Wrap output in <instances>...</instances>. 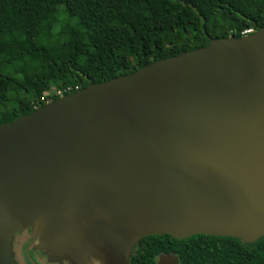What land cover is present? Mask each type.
I'll use <instances>...</instances> for the list:
<instances>
[{"label":"water","instance_id":"95a60500","mask_svg":"<svg viewBox=\"0 0 264 264\" xmlns=\"http://www.w3.org/2000/svg\"><path fill=\"white\" fill-rule=\"evenodd\" d=\"M31 226L73 263L98 245L127 264L150 234L263 236L264 27L1 123L0 264H18L12 234Z\"/></svg>","mask_w":264,"mask_h":264},{"label":"trees","instance_id":"16d2710c","mask_svg":"<svg viewBox=\"0 0 264 264\" xmlns=\"http://www.w3.org/2000/svg\"><path fill=\"white\" fill-rule=\"evenodd\" d=\"M262 27L264 0H0V124L89 83ZM166 255L176 264H264V235L150 234L127 264Z\"/></svg>","mask_w":264,"mask_h":264},{"label":"flooded vegetation","instance_id":"af4514ba","mask_svg":"<svg viewBox=\"0 0 264 264\" xmlns=\"http://www.w3.org/2000/svg\"><path fill=\"white\" fill-rule=\"evenodd\" d=\"M38 241L40 235L34 236V231L30 228H24L16 231L12 234V250L14 252L15 260L18 264H73L69 260H52L50 257L41 249L34 248L32 241ZM30 250L34 251V256L28 258L27 253ZM80 264L92 263L93 258L90 261L82 258Z\"/></svg>","mask_w":264,"mask_h":264},{"label":"rangeland","instance_id":"374dc122","mask_svg":"<svg viewBox=\"0 0 264 264\" xmlns=\"http://www.w3.org/2000/svg\"><path fill=\"white\" fill-rule=\"evenodd\" d=\"M61 13V12H60ZM61 15V14H60ZM50 92V91H49ZM26 228V227H25ZM31 229L32 230H34L35 228L33 227V226H31ZM21 230V229H20ZM17 231H19V230H17ZM14 232H16V231H14ZM96 238V237H95ZM36 243V242H35ZM32 246L35 248V246L32 244ZM96 247V249H94V250H96L95 252H92V253H90V255H93L94 257H93V260H92V263H88V264H115V263H113L110 259H109V256L106 254V253H100L98 250H99V247H98V245H96L95 246ZM27 256H28V258L30 259V258H32V256H34V251H32V250H30V252L28 251V253H27ZM66 260V259H65ZM81 261H83L82 260V258L81 257H79L78 259H77V261H75L73 264H80L81 263ZM88 261H90V260H88ZM168 264V263H167ZM170 264H172V262H170Z\"/></svg>","mask_w":264,"mask_h":264},{"label":"built area","instance_id":"2783aa9c","mask_svg":"<svg viewBox=\"0 0 264 264\" xmlns=\"http://www.w3.org/2000/svg\"><path fill=\"white\" fill-rule=\"evenodd\" d=\"M248 31H250V30H246L245 32H248Z\"/></svg>","mask_w":264,"mask_h":264}]
</instances>
